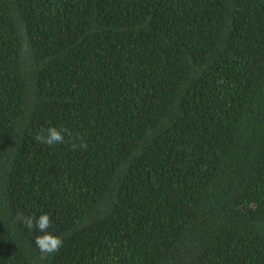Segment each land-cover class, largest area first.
I'll list each match as a JSON object with an SVG mask.
<instances>
[{"label":"trees","instance_id":"trees-1","mask_svg":"<svg viewBox=\"0 0 264 264\" xmlns=\"http://www.w3.org/2000/svg\"><path fill=\"white\" fill-rule=\"evenodd\" d=\"M0 264H264V0H0Z\"/></svg>","mask_w":264,"mask_h":264},{"label":"clouds","instance_id":"clouds-1","mask_svg":"<svg viewBox=\"0 0 264 264\" xmlns=\"http://www.w3.org/2000/svg\"><path fill=\"white\" fill-rule=\"evenodd\" d=\"M47 137L43 135H36L34 139L38 142H42L46 145H53L56 143L64 142V135L61 130H58L55 127H49L47 129ZM81 147H86V145H81ZM18 219L22 220V222L26 225L29 230L36 229L39 232L43 233L42 235H38L35 238V244L38 250L44 255H50L59 250L62 246V238L56 235H53L47 231L50 227L51 221L50 217L47 213L41 214L35 220L32 216H20Z\"/></svg>","mask_w":264,"mask_h":264}]
</instances>
